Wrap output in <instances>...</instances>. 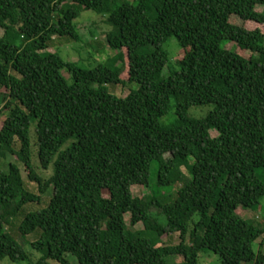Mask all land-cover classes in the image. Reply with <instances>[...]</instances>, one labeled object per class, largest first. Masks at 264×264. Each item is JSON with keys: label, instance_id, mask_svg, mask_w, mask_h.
<instances>
[{"label": "trees", "instance_id": "obj_1", "mask_svg": "<svg viewBox=\"0 0 264 264\" xmlns=\"http://www.w3.org/2000/svg\"><path fill=\"white\" fill-rule=\"evenodd\" d=\"M261 6L264 0H0V264H199L206 250L221 264H264V244L255 246L264 223L239 214L264 198ZM84 11L103 18L117 52L93 68L48 51L56 38L83 40ZM174 37L183 56L163 76ZM126 82L139 88L126 97L109 89ZM207 105L214 107L205 116L191 114ZM24 171L38 192L25 187ZM136 185L148 191L135 196ZM175 185V195L161 193ZM30 204L41 208L18 230L38 232L36 262L8 230ZM176 233L180 243L163 244ZM177 255L184 260L169 262Z\"/></svg>", "mask_w": 264, "mask_h": 264}, {"label": "rangeland", "instance_id": "obj_2", "mask_svg": "<svg viewBox=\"0 0 264 264\" xmlns=\"http://www.w3.org/2000/svg\"><path fill=\"white\" fill-rule=\"evenodd\" d=\"M134 2L135 0H130ZM260 11H264V7H258ZM79 22V28L80 33L83 35V40L81 41H73L69 39H61L56 38L52 46L48 51L53 52H59L66 60L71 62H76L79 65L86 67V68H93L101 63H107L108 61H111L110 59L115 58L117 55V52L115 50H112L107 42V31L109 30V27L107 24H105L102 17L98 16L93 11H84L82 16L78 19ZM246 26L248 28H256L258 25L255 23H247ZM263 28V27H262ZM264 29V28H263ZM0 34H2V31L0 30ZM93 35H95L93 39ZM231 46V45H229ZM165 48L170 53V64L163 72V76H168L171 72L176 70L178 68L177 65V59L181 58L183 56V50L180 47L177 39L174 37L172 38L167 44L165 45ZM118 63H116V66H119ZM64 74L69 78L70 82L71 76L67 71H64ZM123 78L126 80L127 74L125 73L123 75ZM139 88V84L136 82L132 83H124V84H111L109 85V89L113 94H116L119 97H126L128 96L132 91L137 90ZM213 105H207V106H201V107H193L191 109V114L195 115V113L200 114L197 117H203L207 113H209L213 109ZM167 117H164L163 121L167 120ZM1 121H0V127H1ZM34 128V127H33ZM212 134L216 136L218 133L215 131H212ZM31 138H32V158L35 162V159H38V147L36 144V136L34 129L31 132ZM16 161L18 164L19 162L16 160V158H12V160L9 159V162ZM2 163V161L0 160ZM37 164V162H36ZM7 168H4L6 170ZM39 172H41L44 176L49 177L51 175V171H46L43 169H40ZM156 172H157V164L154 163L153 165V172H152V188L154 187V190L158 191V188L154 185V179L156 178ZM262 173V172H261ZM24 179H25V187L33 192H38V186L28 180L27 173L24 171ZM180 188L179 185H175L172 187H163L161 189V193L171 196L175 195L177 190ZM148 189L144 186H133V193L135 196H142L145 192H147ZM170 194V195H168ZM52 196V191H49L46 194V197L44 200L47 201L48 198ZM41 208L40 206H36L35 204L27 205L21 213L16 216L13 219V223L8 226V230L12 232L13 236L19 240V242L23 243L25 245V248L27 251H29L31 254V257L33 261H38L41 258V254L37 252L36 250H33L31 246V242L37 240L38 235L37 233L30 234L27 236L21 235L18 230L19 223L25 218V216L30 212L34 211L36 209ZM239 214L247 219H255L257 221H260L264 223V198L262 199L260 205H258L255 208L247 209V210H241L239 211ZM127 221L129 222L130 216L127 215L126 217ZM138 229H143V224L137 225ZM180 234H171L168 236H165L163 238V244L169 245V244H178L180 243ZM263 243L264 244V236L259 238V240L256 242V248L259 247V245ZM74 260V259H73ZM183 256L177 255V256H171L169 258V262H180L183 261ZM1 264H27L26 262H11L10 260L6 259L1 262ZM57 264V263H54ZM199 264H221L220 256L214 253L213 251L206 250L201 252Z\"/></svg>", "mask_w": 264, "mask_h": 264}]
</instances>
